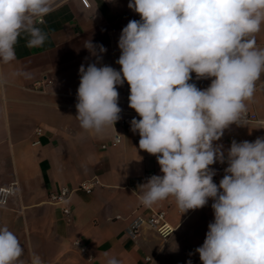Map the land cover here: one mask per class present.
Wrapping results in <instances>:
<instances>
[{"label": "clouds", "instance_id": "clouds-1", "mask_svg": "<svg viewBox=\"0 0 264 264\" xmlns=\"http://www.w3.org/2000/svg\"><path fill=\"white\" fill-rule=\"evenodd\" d=\"M140 20L123 27L117 71L90 63L79 68L76 118L82 129L102 133L120 119L117 86H130L131 130L139 149L156 156L162 175L140 186L145 207L174 198L181 213L209 199L214 221L195 251L202 264H264V137L232 141L227 154L214 144L229 125H246V101L264 74V48L255 34L264 25V0H129ZM52 0H0V63L16 60L23 37L42 47L39 26ZM85 47L95 53L91 40ZM99 52L106 51L99 45ZM211 79L200 89L192 80ZM227 162L219 185L210 166ZM24 248L0 227V264H23ZM31 264H43L32 254ZM107 264H120L115 257ZM191 264V261H188Z\"/></svg>", "mask_w": 264, "mask_h": 264}, {"label": "crops", "instance_id": "crops-1", "mask_svg": "<svg viewBox=\"0 0 264 264\" xmlns=\"http://www.w3.org/2000/svg\"><path fill=\"white\" fill-rule=\"evenodd\" d=\"M128 3L52 0L53 10L39 25L47 33L44 45L29 48L22 37L16 60L0 63V186L16 183L15 193L0 207V227L7 226L19 238L23 264H31L33 253L43 264H89L87 254L74 245L76 239L87 246L94 264H107L110 257L120 264H202L195 250L214 221L213 201L183 214L171 197L145 207L140 200L146 191L140 186L148 180L144 174L162 173L156 156L139 149L138 132L131 124L115 122L97 134L82 129L76 118L80 66L86 68L99 56L98 66L120 70L116 61L121 31L130 20H140ZM255 39L257 47L264 48V25ZM89 40L97 46L95 53L85 47ZM99 45L106 51L99 52ZM189 82L204 89L211 79L198 80L192 73ZM117 91L120 101L130 94V86L125 81ZM246 104L258 121L233 123L224 130L214 144L223 145L225 155L233 140L264 137V74ZM115 134L121 140L111 145ZM210 168L215 170V164ZM95 180L89 192L78 188L83 181ZM62 187L71 191L69 218L62 205L47 198ZM151 209L165 211L172 232L162 237L143 225L135 238L129 237L130 219Z\"/></svg>", "mask_w": 264, "mask_h": 264}, {"label": "built area", "instance_id": "built-area-1", "mask_svg": "<svg viewBox=\"0 0 264 264\" xmlns=\"http://www.w3.org/2000/svg\"><path fill=\"white\" fill-rule=\"evenodd\" d=\"M130 95V94H129ZM129 95L122 98L120 101H118V106L122 109L120 115V119L117 121V123L121 126H127L131 124V121L133 118H136L137 120L140 119L138 114L135 112L134 109L129 107ZM244 120L245 122H257L258 119L253 112H249L248 110L244 114ZM36 134L40 133V128H37L35 130ZM140 136H138V142H139ZM121 140L120 134H115L110 144L115 145L119 143ZM38 140H35L34 143H37ZM105 145H103L104 147ZM227 162L221 164L219 162L215 163V172L216 174L213 177V182L217 185L219 184L220 180L224 176V169L227 167ZM152 175H154V171H149L144 174V179L147 180ZM97 181H83L79 184L78 188L83 189L87 192L91 191L93 188V185ZM16 191V183L12 182L6 186H0V207H4L7 205L8 200L10 196H12ZM70 190L66 187H62L56 191H50L48 193V201L50 203L54 204H60L62 205V212L66 217H70L71 215V208L67 204L68 197L70 195ZM148 225L151 227L154 231H156L159 235L162 237H166L169 235L173 228L165 221V211L163 209H151L149 213L146 216H140L136 215L132 217L126 227V233L129 237L135 238L138 234V231L141 226ZM74 245L79 248L80 251L87 254V260L89 261V264H94L91 260V256L88 255L87 252V246L84 245L79 239H76L74 241Z\"/></svg>", "mask_w": 264, "mask_h": 264}]
</instances>
